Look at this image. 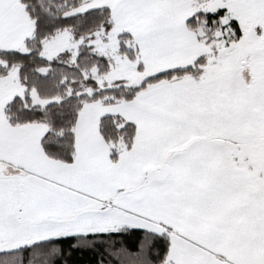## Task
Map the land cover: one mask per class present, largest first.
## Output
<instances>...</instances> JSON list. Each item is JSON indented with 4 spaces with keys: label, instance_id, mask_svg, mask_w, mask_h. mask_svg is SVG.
I'll list each match as a JSON object with an SVG mask.
<instances>
[{
    "label": "snow or ice",
    "instance_id": "1",
    "mask_svg": "<svg viewBox=\"0 0 264 264\" xmlns=\"http://www.w3.org/2000/svg\"><path fill=\"white\" fill-rule=\"evenodd\" d=\"M0 264H264V0H0Z\"/></svg>",
    "mask_w": 264,
    "mask_h": 264
},
{
    "label": "trees",
    "instance_id": "2",
    "mask_svg": "<svg viewBox=\"0 0 264 264\" xmlns=\"http://www.w3.org/2000/svg\"><path fill=\"white\" fill-rule=\"evenodd\" d=\"M84 259L86 260V259H87V257H84Z\"/></svg>",
    "mask_w": 264,
    "mask_h": 264
}]
</instances>
